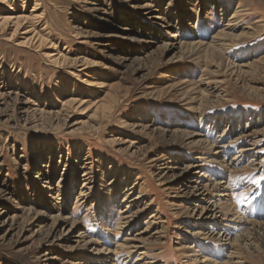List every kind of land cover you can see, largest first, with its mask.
Segmentation results:
<instances>
[{
	"label": "rangeland",
	"instance_id": "obj_1",
	"mask_svg": "<svg viewBox=\"0 0 264 264\" xmlns=\"http://www.w3.org/2000/svg\"><path fill=\"white\" fill-rule=\"evenodd\" d=\"M262 224L264 0H0V264H264Z\"/></svg>",
	"mask_w": 264,
	"mask_h": 264
},
{
	"label": "bare ground",
	"instance_id": "obj_2",
	"mask_svg": "<svg viewBox=\"0 0 264 264\" xmlns=\"http://www.w3.org/2000/svg\"><path fill=\"white\" fill-rule=\"evenodd\" d=\"M36 8H34L33 10H35ZM147 13V15H151V14H153L151 11H149V12H146ZM155 19V18H154ZM155 20H157V23L158 24H161V25H163V26H166V24H168V29H171V25H170V23L168 22H165L164 21V19L163 18H159V17H157L156 16V19ZM3 22L7 25V24H15V25H24L23 24V22H21V20H20V18H15V17H13V16H11V17H8V18H5L4 20H3ZM22 23V24H21ZM227 25V24H226ZM243 32H245V31H243ZM243 35H247V33L245 32V33H243V34H241V35H235L233 32H227V31H221V32H219L218 34H217V37L215 38V40L217 41H213L214 43V45L213 46H211V45H207V44H201V43H194V44H188V43H182V42H180V41H178L177 39H178V35H176L175 33H172L171 34V38H173V39H175L174 40V42H169L168 44H166V47H164L165 48V53H169V54H172L175 58H178V59H181L182 58V56L184 55V54H186V55H188L189 54V56L190 57H193V56H196V52H197V50L198 49H202V48H206L207 50H211L213 53H216L217 51H219V50H222V49H224L225 47H227L228 46V43H227V41H234V40H236V39H239L241 36H243ZM229 39V40H228ZM237 41V40H236ZM53 56H55V55H52V57ZM184 57V56H183ZM97 84H101V83H99V82H97ZM103 87V86H102ZM109 97V98H108ZM107 100H106V103H104L103 104V108H105L106 107V105H108V107L107 108H109V109H111V106H112V104L115 102V97L113 96V95H108L107 96ZM112 103V104H111ZM185 135H187V137H188V133L187 134H185ZM193 137H197V135L196 134H192L189 138H193ZM186 138V137H185ZM188 138V139H189ZM238 157H235L234 158V160L235 159H237ZM169 162H171V160H169ZM225 195V194H224ZM227 195V194H226ZM210 209V210H209ZM214 210H215V207H214V205H212V206H209V208H208V213H210L211 215H214V216H216L215 215V212H214ZM213 218V217H212ZM205 219H207V217L205 218ZM208 220H210V219H208ZM229 231V230H228ZM250 231V230H249ZM258 232H260V234H263L264 233V224H262L261 226H260V228H259V230H257ZM213 233H215V231H212ZM212 232H210V233H212ZM140 235V234H139ZM227 236V235H226ZM84 237V236H83ZM260 237H261V235H260ZM142 239V238H141ZM140 238L139 239H137V238H133L131 241H132V244H131V248H133V249H136V251H138L139 249H140V245H138V243L140 244L141 242H143L142 240H141ZM226 240V239H225ZM93 243V242H92ZM94 244V243H93ZM92 244V245H93ZM251 245H252V243H251ZM244 246V245H243ZM249 247H250V244H249ZM99 252V251H98ZM102 253V252H101ZM110 252H104V255H108ZM99 255V254H98ZM206 256H211V255H207V254H205ZM213 259V261H215V260H217V258H212ZM143 260V259H142ZM215 264H219V263H215Z\"/></svg>",
	"mask_w": 264,
	"mask_h": 264
}]
</instances>
